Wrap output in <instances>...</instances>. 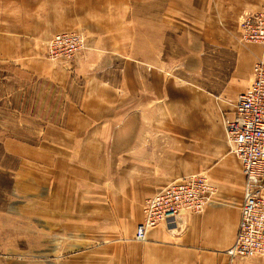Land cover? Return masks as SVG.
Returning a JSON list of instances; mask_svg holds the SVG:
<instances>
[{
    "label": "crops",
    "instance_id": "1",
    "mask_svg": "<svg viewBox=\"0 0 264 264\" xmlns=\"http://www.w3.org/2000/svg\"><path fill=\"white\" fill-rule=\"evenodd\" d=\"M262 9L264 0H0V62L54 86L51 118L42 122L51 147L40 149L59 155L58 170H70L72 193L85 201L71 215L57 211L89 227L77 231L94 232L80 259L264 264L225 254L237 235L244 177L223 130L254 60L264 65V46L237 40L238 16ZM63 31H81L85 49L51 61L44 43ZM196 173L215 187L202 209L135 240L142 201ZM120 221L133 227L111 238ZM97 230L110 238L98 245Z\"/></svg>",
    "mask_w": 264,
    "mask_h": 264
},
{
    "label": "rangeland",
    "instance_id": "2",
    "mask_svg": "<svg viewBox=\"0 0 264 264\" xmlns=\"http://www.w3.org/2000/svg\"><path fill=\"white\" fill-rule=\"evenodd\" d=\"M53 88L13 61L0 62V264H89L80 256L89 253L84 244L94 232L77 231L89 227L57 212L71 215L73 204L85 202L72 193L76 178L69 169L58 170V154L40 149L51 147L42 122L51 118ZM73 210L78 214V207ZM118 224L111 238L133 227ZM106 237L109 232L97 230L98 245Z\"/></svg>",
    "mask_w": 264,
    "mask_h": 264
},
{
    "label": "built area",
    "instance_id": "3",
    "mask_svg": "<svg viewBox=\"0 0 264 264\" xmlns=\"http://www.w3.org/2000/svg\"><path fill=\"white\" fill-rule=\"evenodd\" d=\"M237 40L264 46V9L243 12L236 23ZM81 31L52 33L45 43V54L51 61L71 60L85 49ZM234 117L224 121L223 130L229 150L240 162L244 177L236 238L225 250L230 258H264V65L254 60L250 80L237 92ZM215 187L203 173L183 176L168 183L141 205L142 216L133 238L144 239L146 232L169 219L198 213L209 201Z\"/></svg>",
    "mask_w": 264,
    "mask_h": 264
}]
</instances>
